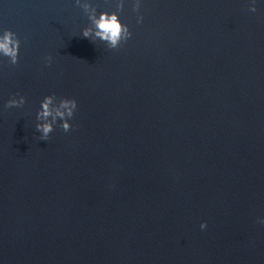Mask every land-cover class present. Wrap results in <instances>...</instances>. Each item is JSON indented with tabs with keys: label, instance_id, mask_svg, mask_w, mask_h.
<instances>
[{
	"label": "water",
	"instance_id": "95a60500",
	"mask_svg": "<svg viewBox=\"0 0 264 264\" xmlns=\"http://www.w3.org/2000/svg\"><path fill=\"white\" fill-rule=\"evenodd\" d=\"M252 2L0 0V39L19 41L15 64L0 53V264H264V0ZM93 11L131 36L83 37ZM51 94L53 110L77 108L41 140Z\"/></svg>",
	"mask_w": 264,
	"mask_h": 264
},
{
	"label": "clouds",
	"instance_id": "9594fccd",
	"mask_svg": "<svg viewBox=\"0 0 264 264\" xmlns=\"http://www.w3.org/2000/svg\"><path fill=\"white\" fill-rule=\"evenodd\" d=\"M79 4V0H76ZM85 10L87 6L85 5ZM252 12L256 11V3L253 0L250 7ZM90 19L95 26V32L91 29H84L82 36L85 38L93 39L98 37L101 40L107 41L110 48H117L121 39L127 40L131 33L128 31L127 25L122 24L116 13H100L97 18L95 12L90 15ZM142 19V18H141ZM14 33L11 30H6L2 39H0V53L10 58V62L15 64L18 60L19 41L13 39ZM47 63H51V57H47ZM55 94L47 95L41 100V110L37 112L36 118L41 123L36 124V130L41 134V140H47L50 133L54 131V125L57 122V118L62 120L61 127L65 132L69 131L72 127L69 118L74 114L77 108V101L75 98H61L59 100V106L53 110L50 105L53 103ZM25 103V97L20 96L19 99L12 98L6 103V107H20ZM51 118V120H49ZM258 222L264 224V217L258 219ZM201 229L206 227V222H202Z\"/></svg>",
	"mask_w": 264,
	"mask_h": 264
}]
</instances>
